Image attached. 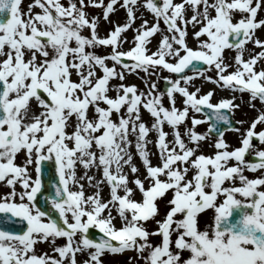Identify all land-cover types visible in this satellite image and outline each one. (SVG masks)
Segmentation results:
<instances>
[{
	"label": "rangeland",
	"instance_id": "rangeland-1",
	"mask_svg": "<svg viewBox=\"0 0 264 264\" xmlns=\"http://www.w3.org/2000/svg\"><path fill=\"white\" fill-rule=\"evenodd\" d=\"M205 1L200 0L192 8L197 14V21L186 23L183 29L178 16L167 11L163 1L162 8L155 10L148 0H21L14 13L15 20L12 28L0 38V66H2V68L0 67V71L6 70V62L9 61L12 65L14 64L19 67L17 68L18 77L16 76L12 81H19L20 83L23 80L24 82L28 81V83L34 81L42 85H48V90L44 95L46 97L50 95L52 98L54 97L51 103L47 104L35 95L33 98L34 107L31 109L36 112L40 111L36 105L40 104L42 110L52 111V116L46 120V123L56 124L57 119H60L66 123V129L69 125L72 127L78 123V113H74L70 105L68 106L70 102L67 97L70 96L72 99L77 100L75 93H69L64 98V92L60 90V87L63 85L61 79V74H63L64 77L72 76L71 81L76 83L78 87L72 86L70 89L78 90L79 97L82 98L83 102L95 101L99 103L98 109L93 114V117L89 119L95 126L99 125L98 123L100 122L98 121L101 117L107 119V123L103 125V122H101L97 131L105 127L112 132L113 137L117 138L118 135L124 137L129 129L130 133L132 131L137 133V135L140 134L141 137L142 131L140 129L150 126L153 128L151 133L153 134L154 132V136L149 140V147L152 148L153 141L159 140V135L155 129L156 121L161 120L162 123L166 124L164 133L168 134L166 141L169 143L164 144V149L170 151L171 156L177 159L175 163L168 164L169 166H173L171 167L172 174L170 175V180H175L176 186L174 190L156 201L150 220L146 224L141 225V227L145 228L146 235L137 242L136 247L140 251L137 252V250L136 252L123 255L103 254L98 256L92 252V249L85 248V250L81 251L83 255L77 257L79 262H86L88 259H91L89 257H94L95 259L92 264H102V261L105 259L111 260V264H264V261L259 259L257 251L249 243L244 241L233 243L226 236L215 232L214 229L216 221L224 214L225 204L223 206L222 197L230 198V201L236 202L239 195L246 200L243 197L244 194L248 196L253 195V200H248V202L256 208L253 214L248 215L247 220L254 219L264 224V165L260 166L257 164L251 166L256 167L255 169H261L259 175H252L254 178L260 180L259 184H255L254 186L251 183L253 179L251 175L242 171V169L248 167L247 163L239 166L237 174H234L230 179L219 180L217 181L219 184H214L211 180L212 176L207 175L213 173L216 166L209 167L208 165L204 167L197 165L198 168L191 169L186 162L180 160L178 162L179 155H183L189 150L193 151L191 157L188 156L186 158V161L190 163L197 161L199 157H208V160H210L209 158L213 155L226 154V147L234 149L238 146V139L243 136L242 129L251 128L250 122L253 113L249 110L245 111L243 106L245 103L243 101L244 97L236 94L234 97H238V99H230L234 104L233 107H235L230 111V114L234 121L241 124V131H236V133L234 132L235 134L231 133L230 139L229 131L217 139L207 138L205 132L207 124L200 121V123L194 125L191 119L197 111L193 103L194 99L212 106L221 104L222 101H228L226 96L218 93L220 90L216 86L217 80L215 74L218 73L217 70L220 67L226 66L231 67V69L228 68V71H224L225 74L240 69L244 70L240 67V63L231 57H225L221 66H214L208 68L203 73L188 74L182 79H176L170 77L159 66L121 65L114 60L111 54V51L124 52L130 50L132 45L135 52H138L137 33L141 31V35V33H144V30L152 27H154V34L149 42H154L155 44L148 49L162 56L163 61L173 62L181 55L178 42L180 40L179 37L183 33L185 36L183 35L182 37L188 38V43L190 42L189 38L192 40L189 46L192 45V47H196L198 50L203 48L202 52L207 53L205 47L212 41L215 42L210 37L212 32L217 31V35L220 37L231 29L235 23L247 20V11H238L232 6L233 2L247 1L250 7L256 5V3H253V0H213L211 5H207ZM101 2L102 4H100ZM111 3L116 4V6L115 9L109 11L107 5ZM78 11L81 13L80 26L75 22V20H78V17H76ZM101 12H105L107 16L105 18L101 17L105 15L101 14ZM258 16L260 18L258 17L256 21L259 20L261 26H263V2L261 7L258 8ZM187 17L189 16H184L185 19ZM212 20L215 21V24L211 23ZM217 20L220 21V26L217 25ZM92 24L94 25L90 26ZM126 26H131L127 32L124 31ZM215 28H220V30ZM57 29L61 33H58ZM181 29L184 32L178 33ZM163 30L168 31V34L159 39L158 35ZM256 30L254 29L253 31V33H256V37L264 38V31ZM130 32L133 33L132 37L135 40L128 38ZM78 34L81 35V41H78L76 46L72 37ZM40 36L45 37V39L38 38ZM106 37L117 38L120 47L115 49L110 43L107 45L99 44L100 46L95 44L106 39ZM165 37H167V41L174 43L173 47L176 52L173 56H168L170 54L167 52L171 51L172 48L167 49L165 47ZM155 38L159 40L155 42ZM63 40L67 46H65ZM245 47L255 48L254 46L244 45L238 49L242 51ZM6 48L9 49L6 50ZM66 48H72L73 53L67 60H64L63 56L67 53ZM21 58L24 63L23 66H25L24 71L21 68L23 66L20 67L18 64V60ZM65 65L69 69L68 73L66 70L62 72L64 68L66 69ZM258 68L260 67L258 66ZM220 73L223 74V72ZM4 79L8 85V99L10 102L27 94V89L29 88H26L23 92L10 88L11 80L7 76V71L6 73L4 72ZM161 80H167L173 85V92L170 97L158 92L157 88ZM28 83H26L27 86ZM64 84L68 83L65 82ZM93 85L97 89L99 88L97 90L98 94L92 92L94 90L92 88ZM190 94H194L195 98L190 99ZM106 97L110 101L118 103L117 109L109 110L105 106L103 98ZM57 98H60V102L54 103V100H57ZM181 112H192V114L186 115L183 121H179L176 115ZM195 118L200 119L197 114ZM38 120L36 119V121ZM46 123L42 122L39 128L32 125V129L36 130V133L32 136L33 138L37 139L40 137ZM18 129L15 127V131ZM73 130L74 128L69 132ZM33 138H31L29 146L23 147L22 151H14L13 147L6 150L2 164L9 163L12 165L13 173L11 172V174L2 178L0 204L2 206L6 205L9 208L20 207L26 210L29 218L35 223H42L43 219L35 220L30 216L24 207L22 197L26 200L27 195H29V188L36 186V181L32 182V175L35 180L34 170L37 165V159L41 158L40 152L44 154L42 157L49 161L52 159L48 157H52L55 161L56 154L50 149V145L41 147L37 144V140ZM16 139L18 141V138ZM132 141L134 140L132 139ZM190 141H194L196 144L191 145ZM178 143L181 148H177ZM259 146L264 148V138ZM28 149H31L33 154L24 157L23 155ZM164 149L161 145V151L164 152ZM153 150L156 149L153 147ZM255 154L253 150L251 155ZM262 156H264V151L262 152ZM76 160L77 158L74 161L76 162ZM166 161V155L161 156L159 160L157 153H155L154 161L148 162L146 168L151 167V169H155L156 167H160L162 162ZM219 163L221 164V162ZM25 167L30 170L29 178L23 170ZM185 169L190 170L188 173L190 174L189 177L187 176L188 174H185ZM17 173L16 190L13 191L8 189L5 183L8 182L10 176ZM242 174H244L243 178L240 179L239 175ZM200 175H204L205 178L204 182H202L203 196L214 195L212 206L205 213H200L193 219L186 220L183 217L184 210L180 206L182 202L179 199L177 200L176 196L189 192L193 185L200 183ZM121 176L126 177L122 173ZM207 177L208 179L206 180ZM147 181L148 178L138 179L136 186L139 190L140 188L145 189L147 187L145 182ZM22 182H30L23 192L20 190ZM64 182V185L69 186V189L71 188L74 192L83 190V188H79L74 183L71 184V179L69 181L70 185L65 180ZM129 184H131L130 181ZM141 185L144 187H141ZM241 187H244V189ZM124 189L123 193L132 190L130 186ZM17 190L18 193H16ZM20 193L22 194L21 196ZM94 202L87 206V211H95V207L99 204L94 205ZM33 212L36 213V211ZM63 216L68 221L74 220L76 217L75 221L78 223L82 219V216L75 214L73 206L64 207ZM164 218H168L170 221L168 228V231L170 230V244L167 251L159 248L160 236L165 232L160 228V224ZM78 239L79 237L76 236V238L65 242L63 238L61 239L58 236L56 231L52 230L49 235L41 237L37 236V234L32 235L24 243L2 239V244L19 246L22 250L25 249L32 254L34 260L38 258L37 256L40 257L43 254V247H38L40 244L48 246L53 244L55 247L53 249H56L59 254L61 253L65 257L66 263H69L67 246L73 244L75 250H77ZM8 248H2L4 250L2 257H14V251ZM2 264H4L3 261Z\"/></svg>",
	"mask_w": 264,
	"mask_h": 264
},
{
	"label": "bare ground",
	"instance_id": "bare-ground-1",
	"mask_svg": "<svg viewBox=\"0 0 264 264\" xmlns=\"http://www.w3.org/2000/svg\"><path fill=\"white\" fill-rule=\"evenodd\" d=\"M213 2V0H207L206 4L207 5H211V3ZM259 31H264V25L262 26V29H260ZM163 36L160 35L159 39H161ZM166 40V39H165ZM167 48L169 49L170 47H172L171 44H167L166 45ZM9 48H6V50ZM18 64L19 66H23L24 64L22 63V58L18 60ZM6 71H7V76L9 77V79L11 80V85L10 88L12 90L17 89V91L23 92L26 88H32L34 85V81L33 82H29L23 80L22 83H20L19 81H12L13 79H15L16 76H18V66H15L14 64L12 65L11 62H6ZM62 77V75H61ZM26 83H28V86L26 85ZM12 104V108H11V117L14 118L16 120V125L17 128H19L16 131V135L18 140H19V147H26L29 146L31 138H33L32 136L36 133V130L32 129V125L33 127H40L42 122L46 123V120H48L51 116L52 113L50 110H42V108L40 107V104H36L37 107L40 109V111L36 112L33 110H29L26 111V109L28 108V106L22 110L19 106L16 105V103L11 102ZM95 106L97 107V104H91L90 105V109L91 112L93 113V109H95ZM13 107H16L17 109L13 110ZM36 119H39L38 121H36ZM106 122L107 119H103V117L100 118V120L98 122ZM49 123H46V125L44 126V130H43V135H45V133L47 132V130L50 128L51 125H48ZM125 130H127V128H125ZM152 130L151 127H145L144 128V133L145 131H148L149 134L152 132L150 131ZM141 131V130H140ZM154 134V132H153ZM152 133L150 136L147 137H143V135L140 137V134L137 135V133H134L131 131V133L129 132V129L127 130L126 134L124 137H117V141L119 142V144L116 142L115 143V147L108 148L109 151H106V148H104L103 150H98L92 143V136L90 137V133H88V137L89 138V142L88 144L83 148L84 150H82L81 148V152L79 153V162L78 165L76 166V168L74 169V174H73V181L75 183H81V186L84 188V193L87 194V202L89 203L90 201L93 202V199L95 198L96 200H100V202H104V200L102 199V197L105 195V193L107 192L106 187H104V185L99 181L98 179V175L93 177V171L95 168H100L101 166H105L106 165V161L107 158H111V164H109L108 166H113L112 169H120L123 170L127 173V175L129 177H131V181H134L136 179H146L149 178L148 177V172H146V165L148 162H153L154 158H155V153H157L155 150H153V148L149 147V140L151 139L152 136H154ZM114 138V137H113ZM34 140L39 139V137L37 139L33 138ZM132 139L134 141H132ZM70 140V139H69ZM16 145L18 146V143L16 142ZM78 143L75 145L77 146ZM18 147L14 149V151H17ZM19 151H22V149H20ZM38 151H40L38 149ZM5 153H0V162L2 163L1 160H3V157ZM33 154L31 149L26 150V152L24 153V157H27L28 155ZM158 154V153H157ZM43 156V153L40 152V157ZM100 158L101 159V165H100V161L96 160ZM20 170V168H19ZM24 172L26 173L27 177H30V170L27 169L26 167L23 168ZM97 173V172H96ZM18 177H12L10 176L9 180L7 183H5V186H7L8 189L15 191L16 190V180ZM81 178V179H79ZM34 179V176L32 175V181ZM134 183V182H133ZM132 183V185H133ZM26 182H22L21 186H20V190L21 192H23V188L26 185ZM83 184V185H82ZM2 185V184H0ZM94 186H96L98 188V191L95 193L94 197L90 194L91 190L94 189ZM89 187L88 191H86V188ZM106 191H105V189ZM82 191L80 192L81 194H84ZM18 193V190L17 192ZM134 195H137V188H134ZM22 194L20 193V196ZM92 196V197H91ZM91 197V199H90ZM99 197V198H98ZM84 198V196H83ZM25 200V199H24ZM81 200H78V202L80 203ZM81 204V203H80ZM31 213V210H30ZM48 235V234H46ZM0 246L2 248H7L9 250L14 251V257L9 258L10 256L7 257H2V261L4 264H49V263H58L57 259L58 257L56 255H53V253H51L50 248H47L48 250H45V253L47 255H45L47 257V259L43 260L42 263L34 260V258L32 257V254H30L28 251H26L25 249L22 250L21 247L13 245V244H2L0 243ZM52 249V248H51ZM6 256V255H5Z\"/></svg>",
	"mask_w": 264,
	"mask_h": 264
},
{
	"label": "water",
	"instance_id": "water-1",
	"mask_svg": "<svg viewBox=\"0 0 264 264\" xmlns=\"http://www.w3.org/2000/svg\"><path fill=\"white\" fill-rule=\"evenodd\" d=\"M6 113H7V109H6ZM10 139H11V137L9 135L2 137V146L8 145L10 143ZM0 216H2V212H0ZM8 218L13 220L14 222H15V220H16V222H17V220H19V222H21L19 217L15 218L14 216H12V217L8 216Z\"/></svg>",
	"mask_w": 264,
	"mask_h": 264
}]
</instances>
